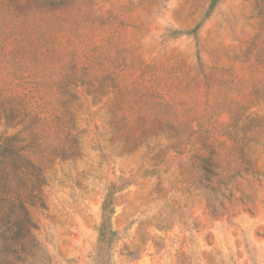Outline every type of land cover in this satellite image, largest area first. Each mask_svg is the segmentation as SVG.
I'll list each match as a JSON object with an SVG mask.
<instances>
[{
	"label": "rangeland",
	"instance_id": "1",
	"mask_svg": "<svg viewBox=\"0 0 264 264\" xmlns=\"http://www.w3.org/2000/svg\"><path fill=\"white\" fill-rule=\"evenodd\" d=\"M13 260L264 264V0H0Z\"/></svg>",
	"mask_w": 264,
	"mask_h": 264
},
{
	"label": "trees",
	"instance_id": "2",
	"mask_svg": "<svg viewBox=\"0 0 264 264\" xmlns=\"http://www.w3.org/2000/svg\"><path fill=\"white\" fill-rule=\"evenodd\" d=\"M30 222L28 221V219H27V224H26V233H28L29 232V228H30ZM23 261V260H22ZM20 263V261L19 260H13L12 262H11V264H19Z\"/></svg>",
	"mask_w": 264,
	"mask_h": 264
}]
</instances>
